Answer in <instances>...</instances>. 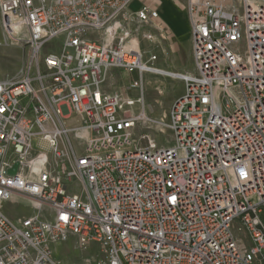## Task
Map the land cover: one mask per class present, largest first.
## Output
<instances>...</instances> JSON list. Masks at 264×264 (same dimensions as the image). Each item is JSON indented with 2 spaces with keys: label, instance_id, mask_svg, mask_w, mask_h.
I'll list each match as a JSON object with an SVG mask.
<instances>
[{
  "label": "built area",
  "instance_id": "built-area-1",
  "mask_svg": "<svg viewBox=\"0 0 264 264\" xmlns=\"http://www.w3.org/2000/svg\"><path fill=\"white\" fill-rule=\"evenodd\" d=\"M133 1L0 0L6 36L25 31L32 55L0 80V264H64L56 248L71 239L97 246L84 264H264V0H188L194 69L157 121L166 145L136 137L149 118L104 88L113 69L141 85L159 71L157 54L125 45L130 30L117 36L125 14L160 20ZM16 195L30 215L5 212Z\"/></svg>",
  "mask_w": 264,
  "mask_h": 264
},
{
  "label": "rangeland",
  "instance_id": "rangeland-1",
  "mask_svg": "<svg viewBox=\"0 0 264 264\" xmlns=\"http://www.w3.org/2000/svg\"><path fill=\"white\" fill-rule=\"evenodd\" d=\"M163 5L152 6L146 0H134L129 6L130 10L136 11L143 5L158 8L161 16L165 15L170 21H175L181 11L186 12L188 0H162ZM121 27L117 30V36L125 38V32L130 30V36L125 39V45L128 48L140 50L149 54H158L167 61V66L171 71L179 74H172L168 76L160 71L155 74L145 73L143 84L139 80L137 73H129L121 69H113L109 73L107 83L112 92H121L127 99L134 101L132 107L136 114L141 116H147L149 123L141 121L135 128V136L139 137L143 133H149L160 145H166L172 143V132L169 127L158 125L157 121L160 119H166L170 113L174 101L183 93L185 82L183 78L177 75L193 72V60H192V47L191 40L186 43H181L184 38L179 39L178 43H181V49L176 54L169 52L167 49L171 41L164 39L165 34L159 31L156 26H143L136 21L128 19V15L125 14L121 18ZM102 32L91 33L90 37L94 39H100ZM20 38L16 39L8 38L5 34V30L2 24V15L0 10V80L5 79H19L24 73H26L29 65L32 63V55L30 47L27 45V34L25 31L20 32ZM111 39V37H110ZM118 40H115V43ZM166 45V46H165ZM164 46V47H163ZM53 46H48L51 48ZM167 47V48H165ZM167 49L163 52L162 49ZM164 49V51H165ZM47 51V48L45 52ZM177 65L174 67L173 65ZM37 73L36 66L32 71L34 76ZM158 73V74H157ZM181 73V74H180ZM135 82L139 84L133 87ZM37 86L36 84H34ZM74 120L70 121L73 122ZM33 143L37 145L38 139H34ZM145 142H143L144 144ZM46 143H41V148L48 150ZM68 190H77L81 192L83 186L76 180L66 182ZM5 212L13 219L19 216H27L33 212V205L24 199L16 200L15 202H9L4 205ZM264 221V211L260 214ZM234 231L236 234L247 244L251 245L252 241L247 240V232L238 231V223L234 225ZM75 239L61 244L56 248V255L64 264H84L86 257H94L98 255L97 246H92L87 252H83L77 248Z\"/></svg>",
  "mask_w": 264,
  "mask_h": 264
},
{
  "label": "crops",
  "instance_id": "crops-1",
  "mask_svg": "<svg viewBox=\"0 0 264 264\" xmlns=\"http://www.w3.org/2000/svg\"><path fill=\"white\" fill-rule=\"evenodd\" d=\"M146 2L150 3L152 6L163 5L162 0H146ZM156 27H157V29H159V31H162L165 33L163 35L164 39H167V40L169 39L171 41V44L169 46H167L168 48L165 47L169 50V52L171 51V53L176 54L178 52V50L181 49V46H180L181 43H186L189 40H191V26H190V21H189L188 16H187V11L186 12L181 11V13L175 19V21H170L168 18L165 17V15H163V17L161 16ZM181 38H184L185 40H183V42H182L179 40ZM179 41L181 43H178ZM191 47H192V43H191ZM164 49H162L163 52H166L167 49H165V51H164ZM192 60H193V57H192ZM167 65L168 64H167L166 59L158 55V60L156 62V66L158 67L157 69L160 72L167 74L168 76H171V77H172V74H179L177 72L171 71L168 68H166ZM173 66L176 67L177 65L174 64ZM112 71L113 70H111L110 72H112ZM104 88H105V90H107L109 92L112 91L109 88L108 84H106ZM71 192L72 193H78L79 191L71 190ZM19 199L27 200L28 202H30L32 204V202L28 198H25V197H22L19 195H16L13 198V201L15 202L16 200H19Z\"/></svg>",
  "mask_w": 264,
  "mask_h": 264
},
{
  "label": "water",
  "instance_id": "water-1",
  "mask_svg": "<svg viewBox=\"0 0 264 264\" xmlns=\"http://www.w3.org/2000/svg\"><path fill=\"white\" fill-rule=\"evenodd\" d=\"M18 165H19L18 163H15V165L13 166V168H11V169L9 170V173H10L11 175H16Z\"/></svg>",
  "mask_w": 264,
  "mask_h": 264
},
{
  "label": "bare ground",
  "instance_id": "bare-ground-1",
  "mask_svg": "<svg viewBox=\"0 0 264 264\" xmlns=\"http://www.w3.org/2000/svg\"><path fill=\"white\" fill-rule=\"evenodd\" d=\"M110 37H111V35H109L108 39H110ZM157 74H158V73H157ZM177 76H180L181 78H183V77H182L183 75H177Z\"/></svg>",
  "mask_w": 264,
  "mask_h": 264
}]
</instances>
